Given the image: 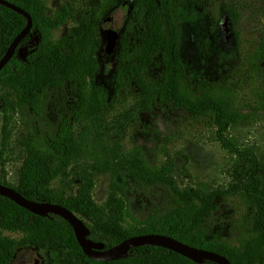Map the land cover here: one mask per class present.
<instances>
[{
    "label": "trees",
    "instance_id": "16d2710c",
    "mask_svg": "<svg viewBox=\"0 0 264 264\" xmlns=\"http://www.w3.org/2000/svg\"><path fill=\"white\" fill-rule=\"evenodd\" d=\"M8 1L33 18V28L19 47L34 39L38 43L24 58L16 51L0 71V86L12 89L20 108L34 115H40L53 94L63 93L74 100L67 117L45 130L40 143L26 147L19 185L14 189L30 200L57 203L73 211L85 221L88 238L104 243L106 249L134 235L163 234L221 254L233 264H264V162L252 151L241 153V162L233 172L246 209L243 233L233 243L219 238L208 226L224 191L202 184L182 189L175 178L174 158L168 155L163 164L155 166L140 147L126 150L122 142L123 129L135 122L140 111H150L155 104L208 118L221 139L230 127L245 122L254 111L264 110V90L258 91L257 105L237 108L233 103L236 87L208 84L201 88L189 83L183 56L186 9L202 4V0H136L119 36L112 94L95 78L100 55L106 53L105 36L101 35L103 16L115 0H96L97 4L78 18L73 8L44 17L38 0ZM68 20L76 25L53 40L54 31ZM26 24V17L0 4V60ZM234 54L243 61V55ZM156 60L161 71L154 78L150 69ZM263 62L264 39L245 65L250 78L264 76ZM127 99L134 101L130 108L111 120V111ZM70 172L74 176L66 185L69 192L50 193L53 184ZM94 173L108 174L109 201L117 218L135 192L156 197L163 187L170 207L155 213L138 232L127 235L104 223V211L93 196ZM25 248L47 253L55 264H217L195 262L158 246H139L112 261L92 260L65 219L52 213L34 214L0 195V264H14L17 253Z\"/></svg>",
    "mask_w": 264,
    "mask_h": 264
},
{
    "label": "rangeland",
    "instance_id": "374dc122",
    "mask_svg": "<svg viewBox=\"0 0 264 264\" xmlns=\"http://www.w3.org/2000/svg\"><path fill=\"white\" fill-rule=\"evenodd\" d=\"M38 3L41 16L53 17L59 10L73 8L76 18L97 4L96 0H38ZM135 5L136 0H115L103 19L109 15L112 29L120 36ZM186 12L188 24L183 56L189 83L201 88L208 87V84L236 87L234 106L257 105L258 91L264 90V76L258 80L250 78L245 65L264 39V0H202V4L188 6ZM75 25V21L68 20L54 31L53 40L61 38ZM108 31V26L103 25L101 35L105 36ZM37 43L38 39H34L18 47L20 57L24 58ZM234 52L243 55L244 62H240ZM113 68L112 56L101 54L95 81L111 94ZM150 71L154 78L158 76L161 71L159 60ZM133 102L127 99L125 104L117 105L109 118L113 120L115 114H122ZM73 105L71 96L53 94L40 115H34L20 108L12 89L0 86V183L18 187L26 147L40 143L44 131L67 117ZM134 120L123 129L125 149L140 147L155 166L163 164L168 155L174 158L177 164L175 178L182 189L202 184L224 191L225 195L218 200V209L208 226L219 238L236 243L243 233L246 209L233 172L241 162L242 152L252 151L264 162V110L254 111L245 122L230 127L224 133V139L220 138L217 127L208 118L195 117L166 104H155L150 111H140ZM73 176V172L63 176L49 192H69L70 187L66 185ZM93 181V196L104 211V223L127 235L141 230L155 213L167 210L171 204L163 187L156 197L135 192L124 202L122 213L117 218L109 201L108 174L94 173ZM5 234L21 237L10 231H5ZM14 264L55 263L47 253L25 248L17 253Z\"/></svg>",
    "mask_w": 264,
    "mask_h": 264
},
{
    "label": "water",
    "instance_id": "95a60500",
    "mask_svg": "<svg viewBox=\"0 0 264 264\" xmlns=\"http://www.w3.org/2000/svg\"><path fill=\"white\" fill-rule=\"evenodd\" d=\"M0 4L27 18L26 26L14 38L5 55L0 60L1 71L12 59L21 42L30 34L33 28V18L28 12L8 0H0ZM102 24L107 25L109 28V31L105 35V52L107 55L112 56V59L114 60L117 53L119 33L112 29V21L109 15L103 19ZM0 195L12 200L17 205L34 214L43 215L52 213L65 219L72 226L84 254L92 260L112 261L128 256L131 249L139 246H158L172 250L199 263L212 261L217 264H233L228 258L221 254L196 248L176 238L163 234L134 235L126 238L121 243L106 249L104 243L95 242L88 238L90 231L85 221L65 206L52 202H37L30 200L19 193L16 189L3 184H0Z\"/></svg>",
    "mask_w": 264,
    "mask_h": 264
}]
</instances>
